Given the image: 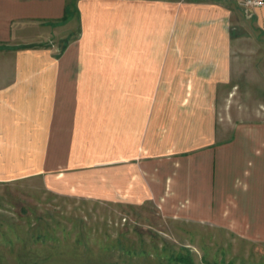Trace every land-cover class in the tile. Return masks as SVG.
Wrapping results in <instances>:
<instances>
[{
    "label": "crops",
    "instance_id": "crops-1",
    "mask_svg": "<svg viewBox=\"0 0 264 264\" xmlns=\"http://www.w3.org/2000/svg\"><path fill=\"white\" fill-rule=\"evenodd\" d=\"M247 1L0 0V184L102 165L124 207L264 246V45L232 43Z\"/></svg>",
    "mask_w": 264,
    "mask_h": 264
},
{
    "label": "rangeland",
    "instance_id": "rangeland-1",
    "mask_svg": "<svg viewBox=\"0 0 264 264\" xmlns=\"http://www.w3.org/2000/svg\"><path fill=\"white\" fill-rule=\"evenodd\" d=\"M240 10L232 28L242 38L232 43L264 45L252 12ZM256 67L264 76V64ZM108 168L62 166L67 185L0 184V264H264V246L245 228L182 224L148 204L124 207L96 180L114 173Z\"/></svg>",
    "mask_w": 264,
    "mask_h": 264
},
{
    "label": "built area",
    "instance_id": "built-area-1",
    "mask_svg": "<svg viewBox=\"0 0 264 264\" xmlns=\"http://www.w3.org/2000/svg\"><path fill=\"white\" fill-rule=\"evenodd\" d=\"M263 2H254V1H247V2H244L242 3V7H245V8H249V7H253V6H263Z\"/></svg>",
    "mask_w": 264,
    "mask_h": 264
}]
</instances>
